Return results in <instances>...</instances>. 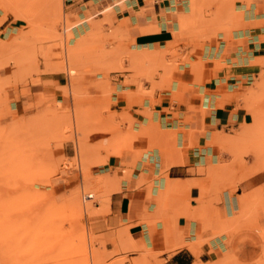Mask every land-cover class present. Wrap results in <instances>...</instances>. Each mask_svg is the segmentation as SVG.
Returning <instances> with one entry per match:
<instances>
[{"label": "rangeland", "instance_id": "374dc122", "mask_svg": "<svg viewBox=\"0 0 264 264\" xmlns=\"http://www.w3.org/2000/svg\"><path fill=\"white\" fill-rule=\"evenodd\" d=\"M191 2L177 42L157 51L136 46L135 33L106 7L82 4V13L73 14L66 0H0V264L164 263L160 252L119 242L120 229L106 227L122 170L94 168L123 154L134 163L155 149L170 157L176 147L152 122L135 128L113 99L115 84L134 89L123 94L128 104L149 101L151 111L139 113L150 119L154 106L179 103L177 75L188 73L199 84L222 67L210 60L218 55L207 43L229 45L252 25L243 0ZM257 42L264 44V36ZM260 54L243 62L254 73L232 94L249 120L208 143L218 153L219 172L198 171L210 200L264 173V48ZM175 192L160 207L165 215L152 220L175 236L171 250L181 234L178 219L190 218L183 189ZM212 216L198 214L224 247L212 262L194 264H264L263 188L243 193L225 224H213ZM245 244L258 249L251 260L239 255Z\"/></svg>", "mask_w": 264, "mask_h": 264}, {"label": "crops", "instance_id": "0c3cea01", "mask_svg": "<svg viewBox=\"0 0 264 264\" xmlns=\"http://www.w3.org/2000/svg\"><path fill=\"white\" fill-rule=\"evenodd\" d=\"M66 1L73 14L82 13V4H91L99 9L106 7L105 11H113L127 31L135 33L133 39L136 46L157 51L177 42L180 30L182 32L188 25L186 18L193 6L190 0ZM243 1L250 6L252 25L238 32L237 41L229 45L223 40L206 44L218 55L215 58L213 54L210 60H217L223 65L213 69L207 81L199 84H193V77L188 73L177 75V79L181 80L176 86L179 103L171 105L164 101L152 108L151 118L147 119L139 112L151 111L149 101L130 105L127 103L129 97L125 99L123 94H130L134 89L115 84L113 99L132 115L135 128L152 122L164 131L163 137L170 135L168 141L176 142V147L170 157L155 149L134 163L130 154L128 159L123 154L122 160L107 161L106 165L94 168L122 170L119 175L121 180L109 195L105 225L113 231L120 229L119 242L120 239L132 241L137 248L160 252L163 264L212 262L221 253L224 242L221 237L212 236L205 228L209 222L199 219L198 214L210 211L213 224H225L239 211V197L243 193L264 189V173H259L240 184L232 194L225 191L210 200L204 197L200 183L205 174H198L200 170L209 174L219 172L218 153L208 143L225 140L227 136L222 131L237 127L242 120L250 118L235 108L232 94L245 88L254 73L255 68L243 62L258 58L264 48V44L257 42L259 37L264 36V0ZM122 109L112 108L116 112ZM123 161L127 166L121 164ZM180 188L185 193L188 203L186 215L190 218L178 219L176 226L181 234L176 238L177 247L171 250L175 236L166 227L153 226L152 220L165 215L166 210H160L166 202L165 196L176 193V189ZM257 253L258 249L251 244L239 249V255L246 260L253 259Z\"/></svg>", "mask_w": 264, "mask_h": 264}, {"label": "bare ground", "instance_id": "6f19581e", "mask_svg": "<svg viewBox=\"0 0 264 264\" xmlns=\"http://www.w3.org/2000/svg\"><path fill=\"white\" fill-rule=\"evenodd\" d=\"M115 154H116V152H115ZM116 155H117V154H116ZM156 185H157V184H156ZM169 238H172V237H168V239H169ZM170 240H171V239H170Z\"/></svg>", "mask_w": 264, "mask_h": 264}]
</instances>
